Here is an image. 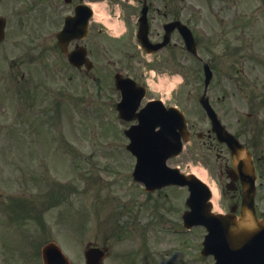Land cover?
Returning <instances> with one entry per match:
<instances>
[{
  "label": "rangeland",
  "instance_id": "rangeland-1",
  "mask_svg": "<svg viewBox=\"0 0 264 264\" xmlns=\"http://www.w3.org/2000/svg\"><path fill=\"white\" fill-rule=\"evenodd\" d=\"M37 1L0 0V15L9 20L0 52L4 55L6 48L10 52L5 65L0 61L4 65L0 68V264H42L41 247L52 240L73 264H84L89 242L109 248L105 264H214L213 257L201 255L204 227L177 231H184L188 190L170 187L148 193L134 181L136 159L126 149L129 140L124 134L129 124L118 116L120 96L114 89V76L122 72L146 86L148 98L163 97L167 105H177L192 128L206 134L202 140L193 136L169 165L180 166L185 174L195 168L205 171L220 195L214 211L227 213L241 205V194L226 191L228 178L218 182L217 165L204 162L214 161L221 152L216 145L209 148L216 138L207 132L210 122L199 104L204 91L201 65L180 50L155 56L138 49L135 20L140 11L132 0H85L90 5L107 4L111 16H96L84 41L97 66L88 76L72 69L62 54H50L59 70L52 72L51 63L36 60L40 50L35 42L61 28L78 0L71 4L51 0L54 6L45 0L44 7ZM184 3L183 17L200 38L201 56L215 65L209 90L212 104L241 140L258 143L251 149L256 159L261 158L256 205L263 217L264 0H185L177 8ZM117 9L119 24H124L123 32L117 33L121 39L107 28L108 20L116 21ZM154 15L157 27L164 18ZM20 43L25 49H19ZM54 43L49 41L45 49ZM14 62L24 73L30 72L29 87L37 95L32 101L21 94ZM164 77L179 78L173 90L163 87ZM239 119L241 125L249 122V129H242ZM16 200L26 202L20 211L13 207Z\"/></svg>",
  "mask_w": 264,
  "mask_h": 264
},
{
  "label": "water",
  "instance_id": "water-1",
  "mask_svg": "<svg viewBox=\"0 0 264 264\" xmlns=\"http://www.w3.org/2000/svg\"><path fill=\"white\" fill-rule=\"evenodd\" d=\"M86 10L90 12L89 8ZM146 15L147 8L143 11L139 39L149 50ZM85 20L87 21L88 18ZM70 29L73 30L74 26L70 25L67 31ZM181 31L186 36L185 30L181 29ZM188 48L197 56L192 38L188 41ZM205 70L207 88L213 74L208 65L205 66ZM117 80L118 87L124 92V101L119 105L121 116L131 120L132 117L125 116L124 113L130 110L128 105L135 100V93L132 91L135 83L121 80L120 77ZM141 97L135 102L132 111L138 108ZM201 103L213 120V130L218 134L219 140L229 146L235 166L241 175L243 185L241 216L234 214L237 207H234L232 213L228 215L212 213V204L209 202L211 192L208 187L194 176H184L179 171L167 167V160L177 156L182 150L181 138L187 141L189 136L184 115L176 109L166 110L159 102L149 104L139 114L141 124L127 132L132 141L128 149L138 157L135 179L144 183L148 191L169 184L189 186L191 196L187 204L191 211L184 215L185 222L188 226L199 224L206 226L209 234L206 236L202 254L213 255L216 264H264V219L260 220L255 210L256 174L251 154L215 120L206 96L201 99ZM158 127L160 130L157 131ZM42 254L45 264H55L56 261L64 258L55 244L44 247ZM86 257L87 264H102L104 253L100 249H89Z\"/></svg>",
  "mask_w": 264,
  "mask_h": 264
},
{
  "label": "flooded vegetation",
  "instance_id": "flooded-vegetation-1",
  "mask_svg": "<svg viewBox=\"0 0 264 264\" xmlns=\"http://www.w3.org/2000/svg\"><path fill=\"white\" fill-rule=\"evenodd\" d=\"M182 1V0H180ZM141 1L136 0V7L140 10L141 9ZM148 6H149V22H150V26H151V31H150V37L153 40V42L155 44H158L160 42L163 41L164 39V34H165V29H164V24L171 22L173 20H178V17H182L186 8L182 7L180 9H175L177 6V0H159L158 2L156 0H147ZM178 12V14H177ZM154 13H156L157 15L162 16V18H164V21L159 22V25L157 27H155V25L153 24L154 20L157 18L156 15H154ZM138 18V17H137ZM178 40V41H177ZM77 43V42H76ZM78 44V43H77ZM77 44H75V46H77ZM185 50L184 45L181 42V37L178 34L177 31L173 32L172 34V41L168 44L167 47H165L163 49L164 54H171V53H175L177 52V50ZM59 50V45L58 43H54L53 46L48 49H43L41 50V55L40 57H44V60L46 61H51L52 66L51 69L54 70L55 67H57L58 63H54L52 60V56H54L55 54H57V51ZM161 51V52H163ZM52 56H51V55ZM21 69V67H20ZM21 78L22 81L25 83H29V79L26 78L25 73L21 74ZM212 143L209 148L213 149L215 147V145L218 148V150H220L221 153L218 154V162H219V174H220V180L224 177V175H226L228 178L234 177L233 173H232V168L230 167V159L229 157H227V150L225 148V146L220 145L219 143ZM207 144V143H206ZM224 152H226L224 154ZM235 179V177H234ZM233 179V181H235ZM236 185H238V183H235ZM236 185H231V188L233 189H237Z\"/></svg>",
  "mask_w": 264,
  "mask_h": 264
},
{
  "label": "bare ground",
  "instance_id": "bare-ground-1",
  "mask_svg": "<svg viewBox=\"0 0 264 264\" xmlns=\"http://www.w3.org/2000/svg\"><path fill=\"white\" fill-rule=\"evenodd\" d=\"M93 8L95 9L96 12H98L101 16L106 17V11L107 9L105 8V6H98V5H93ZM106 19V18H105ZM108 26L111 28L114 26V23H112V21L108 20L107 21ZM179 81V78H174L172 81L170 80V78L168 77H164L161 79V83L163 85V87H165V89H167V91H170L172 89L175 88L176 83ZM193 174H195L197 177H199L202 181H204L206 184L209 185L211 191H212V203L214 204V207H217V204L220 200V195L219 192L217 190V188L214 185H211L207 179V174L205 173V171H203L202 169L199 168H195L193 169Z\"/></svg>",
  "mask_w": 264,
  "mask_h": 264
}]
</instances>
